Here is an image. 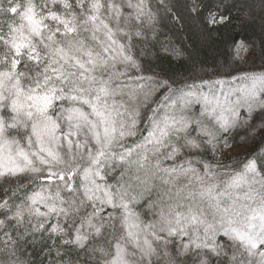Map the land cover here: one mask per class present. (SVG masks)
<instances>
[{
	"label": "snow or ice",
	"instance_id": "6c2138e0",
	"mask_svg": "<svg viewBox=\"0 0 264 264\" xmlns=\"http://www.w3.org/2000/svg\"><path fill=\"white\" fill-rule=\"evenodd\" d=\"M0 264H264V0H0Z\"/></svg>",
	"mask_w": 264,
	"mask_h": 264
},
{
	"label": "trees",
	"instance_id": "16d2710c",
	"mask_svg": "<svg viewBox=\"0 0 264 264\" xmlns=\"http://www.w3.org/2000/svg\"><path fill=\"white\" fill-rule=\"evenodd\" d=\"M231 35L234 36H240L245 37L247 39H256L259 38V22L257 21L256 24H249L247 27L242 28L239 25V22L233 25V30ZM210 55H215L220 59H225L228 56V52L226 48L224 47V44L222 41H218L216 45V51L214 53H211ZM247 67H251V65H248Z\"/></svg>",
	"mask_w": 264,
	"mask_h": 264
},
{
	"label": "rangeland",
	"instance_id": "374dc122",
	"mask_svg": "<svg viewBox=\"0 0 264 264\" xmlns=\"http://www.w3.org/2000/svg\"><path fill=\"white\" fill-rule=\"evenodd\" d=\"M243 151H245V147H243V146L237 147L235 152L233 153V155H236V154L243 152Z\"/></svg>",
	"mask_w": 264,
	"mask_h": 264
}]
</instances>
